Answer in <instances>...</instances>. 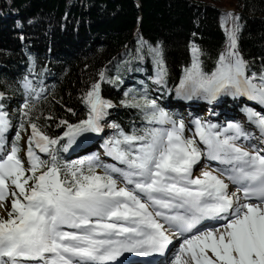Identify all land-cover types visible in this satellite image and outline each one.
Segmentation results:
<instances>
[{
    "label": "snow or ice",
    "instance_id": "snow-or-ice-1",
    "mask_svg": "<svg viewBox=\"0 0 264 264\" xmlns=\"http://www.w3.org/2000/svg\"><path fill=\"white\" fill-rule=\"evenodd\" d=\"M241 30L236 14L227 47L210 73L203 70L200 48L192 43L191 63L182 69L174 95L177 101L213 106L237 98L258 104L260 111L246 107L249 124L259 132L251 149L241 141L252 134L231 120L220 124L197 116L192 121L196 137H185L183 118L178 121L142 81L120 101L137 111L139 126L133 122L126 131L115 121L107 124L114 134L103 138L102 147L115 163H104L95 152L63 160L61 153L105 131L113 107L102 98L105 73L82 93L86 118L59 121L55 137L32 119L46 88L28 73L21 81L25 98L15 123L0 102V200L6 182L18 189L12 192L13 212L0 219V264H132L127 255L167 257L177 242L169 264H182L180 253H190L192 264H264V70L248 74L249 64L237 49ZM145 48L153 66L149 80L159 95L167 92L171 98L162 43L139 39L137 60ZM108 80L123 83L119 76ZM26 124L31 127L27 168L17 144ZM202 159L217 167L195 176L194 166ZM230 184L235 192L230 193ZM205 223L212 226L204 228Z\"/></svg>",
    "mask_w": 264,
    "mask_h": 264
},
{
    "label": "trees",
    "instance_id": "trees-1",
    "mask_svg": "<svg viewBox=\"0 0 264 264\" xmlns=\"http://www.w3.org/2000/svg\"><path fill=\"white\" fill-rule=\"evenodd\" d=\"M236 14L242 26L237 49L249 64L248 74L259 75L264 70V0H0V102L16 105L9 117L15 123L25 98L21 81L31 72L38 86L42 81L46 88L32 119L55 137L59 121L86 118L82 93L103 71L102 98L113 104L105 130L115 121L130 131L140 118L135 109L121 105L124 92L139 89L143 81L162 103L176 100L174 87L191 63V44L199 46L203 70L210 73L227 47ZM141 38L162 43L171 98L167 92L159 95L149 80L153 66L147 48L143 58H135ZM117 76L123 83L109 82ZM24 131L17 141L18 156Z\"/></svg>",
    "mask_w": 264,
    "mask_h": 264
},
{
    "label": "rangeland",
    "instance_id": "rangeland-1",
    "mask_svg": "<svg viewBox=\"0 0 264 264\" xmlns=\"http://www.w3.org/2000/svg\"><path fill=\"white\" fill-rule=\"evenodd\" d=\"M227 10H232L231 8H227ZM168 100H165V102H167ZM174 106H176V108L177 109H179L178 108V104H175ZM210 108H212V107H210V106H207V107H204V108H202L201 109V111H202V118H208V119H210L211 118V115L210 116H208L210 113L208 112L209 111V109ZM212 109H214V108H212ZM199 110H200V108H199ZM177 112H178V110H177ZM187 109L185 108V107H183V108H181V109H179V114H177V116H178V121H179V119L180 118H183V121L185 122V125H186V127H185V131H184V136L185 137H191V138H195L196 137V133H195V128H194V126L192 125V121H193V119L195 118V117H193V118H189V117H187ZM208 112V113H207ZM205 113V114H204ZM239 117H242V115H238ZM217 117H220V115H218ZM107 133V134H106ZM112 132H111V130L109 129L108 131L107 130H105L104 131V133H103V135L102 136H100V140H102L104 137H107V136H109L110 134H111ZM31 134V131H30V129H29V127L28 126H26L25 127V131L23 132V134H22V136H21V147H22V151H21V153H20V155H19V158H21V160H22V162H23V164H24V166H25V168H27L28 166H27V164H28V158H27V150H28V147H29V141H28V137H29V135ZM14 135V132H13V134H12V136ZM11 136V137H12ZM8 140H9V149H10V144H11V138H8ZM251 142V141H250ZM252 143V142H251ZM205 165H203V162H202V160L199 162V164L197 165V169H193V175H195V176H199L201 173H202V170L203 169H206V168H208V167H204ZM210 171H214L213 169H211V168H208ZM96 171L98 172V173H102L103 172V169H101V168H97L96 169ZM6 184H7V191H6V193H5V198L3 199V200H0V219H8L9 218V213H12L13 212V209H12V204H11V201H12V199H14L15 197L12 195V192L13 191H18V189H15L14 188V186H12L11 184H10V181L9 182H6ZM234 189H236L237 190V188H234ZM234 189H232L231 190V188H230V193L231 192H235L236 190H234ZM234 190V191H233ZM180 256H183V253H180L179 254ZM188 256V254H186V257ZM172 259H174L175 257L174 256H172L171 257ZM189 258L187 257V260H188ZM165 264H169V261L168 262H166Z\"/></svg>",
    "mask_w": 264,
    "mask_h": 264
},
{
    "label": "bare ground",
    "instance_id": "bare-ground-1",
    "mask_svg": "<svg viewBox=\"0 0 264 264\" xmlns=\"http://www.w3.org/2000/svg\"><path fill=\"white\" fill-rule=\"evenodd\" d=\"M251 106H252V108L253 109H256L257 111H260V108L258 107V106H255V105H252L251 104ZM175 108V107H174ZM212 111H213V109L212 108H210L209 109V115L208 116H210V115H212L211 113H212ZM207 112V113H208ZM205 114V113H204ZM218 116V115H217ZM11 134H13V133H11ZM253 143L254 142V138H250L246 143H251V142ZM93 145V144H92ZM204 170H209L208 168H206V169H203L202 171H204ZM201 175V174H200ZM234 189V188H233ZM229 190H230V187H229ZM232 190V189H231ZM234 191V190H233ZM150 211H153V209L152 208H150L149 209ZM155 211V210H154ZM209 227V226H208ZM170 233H172V234H174V232H172V231H170ZM186 254H188V258L190 257V253H183V256H180V259H181V262H182V264H192V262L188 259L187 260V257H186Z\"/></svg>",
    "mask_w": 264,
    "mask_h": 264
}]
</instances>
